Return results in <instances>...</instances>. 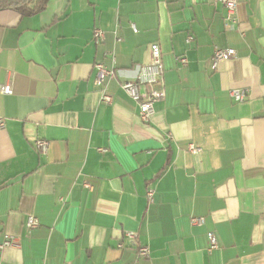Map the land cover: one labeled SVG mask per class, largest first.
Listing matches in <instances>:
<instances>
[{"label":"crops","instance_id":"crops-1","mask_svg":"<svg viewBox=\"0 0 264 264\" xmlns=\"http://www.w3.org/2000/svg\"><path fill=\"white\" fill-rule=\"evenodd\" d=\"M23 1L0 9V83L13 87L0 95V243L18 239L0 264H264V0H238L228 23L218 0H48L31 14ZM152 43L166 95L144 122L121 83ZM215 46L237 55L214 70ZM96 62L115 70L111 104Z\"/></svg>","mask_w":264,"mask_h":264},{"label":"built area","instance_id":"built-area-1","mask_svg":"<svg viewBox=\"0 0 264 264\" xmlns=\"http://www.w3.org/2000/svg\"><path fill=\"white\" fill-rule=\"evenodd\" d=\"M221 2L226 10L225 20L226 22L237 21V7L238 0H218ZM134 31L136 27L132 24ZM105 38V31L96 27L93 32V40L95 43H100ZM120 40V39H117ZM192 40L191 36L187 37V42ZM151 50V62L139 66L137 76L134 80H125L121 83L122 89L131 96L139 106V116L144 122H150L155 114L154 103L158 100L164 99L166 92L164 87V74L165 67L162 61V50L159 44L152 43L150 45ZM237 55L236 50L232 47H219L215 46L213 55L211 58V68L217 69L220 61L229 60L235 58ZM177 60L186 65L188 59L186 56H178ZM95 68L97 70L96 81L101 88V101L105 104H111L113 102V96L108 92L107 82L115 76V70L108 68L102 62H96ZM13 93V87L10 83H0V95H10ZM230 95L236 102H243L249 97V89L244 87L232 88ZM0 126L4 127V120L0 118ZM50 142L45 139H37L35 142V148L41 154H45L49 148ZM190 149L193 152H198L201 148L190 144ZM103 151V149H101ZM150 202L153 200L154 190L149 188L146 193ZM204 222L203 217H191V223L193 225L202 224ZM40 224L39 219L30 214L26 221V228L31 230L38 227ZM125 238L128 243L136 244L137 232L127 231ZM210 245L208 251L212 252L218 248V240L214 232H209ZM18 239L15 236L7 237L0 243V249L6 247L16 246ZM125 246V242H119L118 247ZM150 247L147 244H137V256L148 258L150 256Z\"/></svg>","mask_w":264,"mask_h":264},{"label":"trees","instance_id":"trees-1","mask_svg":"<svg viewBox=\"0 0 264 264\" xmlns=\"http://www.w3.org/2000/svg\"><path fill=\"white\" fill-rule=\"evenodd\" d=\"M47 2L48 0H25L21 4L14 6V8L22 14H31L43 10ZM7 7H10L9 0H0V9Z\"/></svg>","mask_w":264,"mask_h":264}]
</instances>
